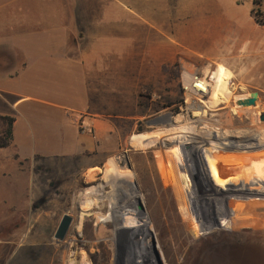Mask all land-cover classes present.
Instances as JSON below:
<instances>
[{
  "label": "rangeland",
  "instance_id": "obj_1",
  "mask_svg": "<svg viewBox=\"0 0 264 264\" xmlns=\"http://www.w3.org/2000/svg\"><path fill=\"white\" fill-rule=\"evenodd\" d=\"M252 8H258L252 0L217 2V22L231 26H168V36L177 29L183 36L167 38L158 26H120L121 17L131 21L132 16L119 5L120 31L139 32L145 41L176 51L161 63L146 57L137 64L138 80L148 91L138 100L136 118L115 120L117 150L95 175L88 174L87 181L76 175L78 181L72 182L71 173L79 170L61 169L57 176L66 180L58 184L54 172L42 164L36 169L37 196L31 206L0 205V264H39L41 259L65 264L72 252L87 255L82 264H264V67L255 68L264 66V25L254 21ZM205 13L211 15L212 9ZM196 28L200 33H194ZM215 44L219 53L209 54L206 49ZM217 66L230 72L227 84L234 96L216 110L205 107L207 96L194 104L184 96L185 109L182 67L205 75ZM253 92L258 96L257 118L232 111L236 96ZM202 108L207 114L194 116ZM179 116L188 130L174 122ZM151 140L156 144L150 145ZM38 145L47 148V143ZM239 148L245 150L240 153ZM7 150L0 153L4 156ZM131 199L137 210L138 200L142 205L138 216H130ZM124 209L127 218L119 215ZM81 212L89 216L77 233ZM65 214L72 221L58 240L54 233ZM100 214L106 220L97 227ZM99 227L103 234L95 239ZM130 234L138 238V257L130 253ZM67 243L74 244L70 253Z\"/></svg>",
  "mask_w": 264,
  "mask_h": 264
},
{
  "label": "crops",
  "instance_id": "obj_2",
  "mask_svg": "<svg viewBox=\"0 0 264 264\" xmlns=\"http://www.w3.org/2000/svg\"><path fill=\"white\" fill-rule=\"evenodd\" d=\"M221 1L233 0H0V116L14 118L12 145L0 153V205L31 206L42 164L60 184L61 169L87 181L113 158L115 120L136 118L148 91L137 64L176 51L120 31L119 5L132 16L120 26H158L172 38L183 35L168 36V26H231L217 22ZM78 118L92 132H81Z\"/></svg>",
  "mask_w": 264,
  "mask_h": 264
},
{
  "label": "bare ground",
  "instance_id": "obj_3",
  "mask_svg": "<svg viewBox=\"0 0 264 264\" xmlns=\"http://www.w3.org/2000/svg\"><path fill=\"white\" fill-rule=\"evenodd\" d=\"M187 6V5H186ZM205 23V22H204ZM206 37H208V36H206ZM208 39H209V37H208ZM197 40V44L199 45V46H202V42L200 41V39H196ZM204 41H205V39H203ZM206 42H207V40H206ZM212 42V41H211ZM214 43V42H213ZM221 44V43H220ZM219 45V44H218ZM217 44H215L214 46H211L210 48H207L206 50H208L209 51V54H217V53H219V46H218ZM222 45V44H221ZM224 47V46H223ZM221 48V47H220ZM236 50V49H235ZM224 51H226V50H224ZM246 51H247V49H246ZM232 52H234V51H232ZM244 53V52H243ZM233 54V53H232ZM241 56L242 57H244L242 54H241ZM241 58V57H240ZM245 58V57H244ZM192 67V66H191ZM258 68L257 70H259L261 67H264L263 65H260V64H256V66H255V68ZM184 69H186V70H188L186 67H183ZM193 69V68H192ZM264 69V68H263ZM191 70V69H190ZM205 76H207L208 78H209V81L208 82H206V84H207V88H203V93L202 94H200V95H198V94H194V93H192V92H186V93H184V96H186V98H188V100H190V99H192V97H193V95H196V97H197V99H199V102L200 103H202L203 101L201 100L204 96H207V98H206V100L204 101V105H205V107L206 108H209V109H211V110H216L217 108H218V106H220V105H223V104H225L227 101H229L234 95H233V90H232V88L227 84V82H228V80L231 78V74H230V72L228 71V70H226V69H224L223 67H216L214 70H209V71H207V73H205ZM184 78H187V76H185ZM236 96V95H235ZM195 97V98H196ZM247 97H250V94L248 93V94H246V95H244L243 97H241V98H238L237 96H236V100H239V99H243V98H247ZM235 101V100H234ZM258 102V101H257ZM234 104H235V107L233 106L232 107V111H234V112H236L239 116L240 115H242L243 113L244 114H247V115H254L256 118L259 116V112H258V109H259V104L258 103H255V105L253 106V107H247V106H240V105H237V103L236 102H234ZM200 108V107H199ZM200 110H202L200 113H194L195 115L194 116H205L204 114H207V112L206 111H203V108L202 109H200ZM240 111H242L243 113H241ZM203 112V113H202ZM229 118V117H228ZM228 118H225V119H227L226 121L228 122H230V120L228 119ZM221 119V118H220ZM222 120V119H221ZM184 121V118L183 117H181V116H179V117H176V119H175V123H176V125H177V123H180V124H178V126L179 127H182L183 129H185V127H184V123H181V122H183ZM217 122V121H216ZM231 123V122H230ZM185 130H188V129H185ZM149 143H150V145H153V144H156V142L155 141H153V140H151V141H149ZM240 149V153L241 152H243V150H245V149H243V148H239ZM238 149V150H239ZM245 152V151H244ZM243 155V154H242ZM245 155V154H244ZM243 155V156H244ZM134 182V181H133ZM125 197V196H124ZM130 207V208H129ZM131 207L133 208L132 210H133V212H132V214H130V216L131 215H136L137 214V216H138V214H139V212H138V210L136 209V206H135V204L133 203V199H131V202H130V204L128 205V208L129 209H131ZM126 210L124 209V211L122 210V211H120V217H121V212H122V215L124 216V217H126L127 218V216H128V212H125ZM124 212V213H123ZM264 212V211H263ZM98 213H96L95 214V216L97 215ZM89 216V214H87V213H82L81 212V214H79V221H78V223H77V225H76V230H77V233L78 232H80L81 231V229H82V227L84 226V221H85V218L86 217H88ZM263 216V218H264V215H262ZM104 220H106V218L104 217V215L103 214H100V216L98 217V219H97V223H96V226L98 227V223H101L102 221H104ZM142 219L140 218V221H139V223L140 224H142ZM260 222H262L263 223V225H264V219L263 220H261ZM103 223V222H102ZM261 223V224H262ZM118 226V225H117ZM127 229V228H126ZM98 230V232L96 231V233H95V239H100L101 238V236H102V234H103V232L101 231V229H100V227H99V229H97ZM98 233V234H97ZM82 235L84 236L85 234H83L82 233ZM98 235V236H97ZM82 236V237H83ZM84 238V237H83ZM85 239V238H84ZM134 239V240H133ZM142 235H140V240L142 241ZM63 240V239H62ZM129 240H130V244L132 243V246H133V248H131L132 249V251L130 252V253H132V255L135 257H138V255H137V253H136V250H137V243H138V238H137V236L136 237H133V236H131V234L129 235ZM136 240V242H133V241H135ZM38 241H40V240H38ZM72 241V240H71ZM94 241V240H93ZM92 243V242H91ZM127 243V242H126ZM68 244V249H69V252L68 253H70V250L73 248V245H70L69 243H67ZM77 244V243H76ZM135 244H136V246H135ZM92 245V244H91ZM94 245V244H93ZM98 245V244H97ZM95 246V245H94ZM93 246V247H94ZM102 246H104V245H102ZM106 246V245H105ZM90 247V246H89ZM96 248V247H95ZM41 249V248H40ZM63 249V248H62ZM98 249H99V245H98ZM101 249V248H100ZM100 249H99V251H100ZM54 250V249H53ZM50 251V250H49ZM55 251H57V250H55ZM63 251V250H62ZM96 251L98 252V250L96 249ZM79 252V251H78ZM82 252V251H81ZM101 253V252H100ZM57 255V254H56ZM79 255H80V258H79ZM53 259V258H52ZM49 259L47 258V261H48ZM87 260H88V257H87V255L85 254V253H75V252H72V253H70L69 255H67V261H66V263L65 264H82V263H84V262H87ZM135 260H137V259H135ZM45 262V263H48V262ZM52 261V260H51ZM51 261H49V264H50V262ZM139 261V260H138ZM134 263H135V261H134ZM39 264H44V260L43 259H41V262L39 263ZM106 264V263H105ZM135 264H137V263H135ZM139 264V263H138ZM141 264V263H140Z\"/></svg>",
  "mask_w": 264,
  "mask_h": 264
},
{
  "label": "built area",
  "instance_id": "obj_4",
  "mask_svg": "<svg viewBox=\"0 0 264 264\" xmlns=\"http://www.w3.org/2000/svg\"><path fill=\"white\" fill-rule=\"evenodd\" d=\"M185 76H187V78H184ZM208 81L209 78L203 75L202 73L196 70L194 71L186 70L182 67V71L180 73V83L184 98L185 109L187 106V104L185 103L187 99L184 97V93L192 92L194 94L200 95L203 93V88H207L206 82ZM195 97L196 95H193L192 99L190 100V102L193 104L197 102L196 101L197 97L196 98ZM75 124L78 126L81 132H87V133L92 132V128H90L89 126H84L81 123V118L76 119Z\"/></svg>",
  "mask_w": 264,
  "mask_h": 264
},
{
  "label": "trees",
  "instance_id": "obj_5",
  "mask_svg": "<svg viewBox=\"0 0 264 264\" xmlns=\"http://www.w3.org/2000/svg\"><path fill=\"white\" fill-rule=\"evenodd\" d=\"M261 1L252 0V6H257L256 11L252 8L251 16L259 25H264V12L260 10ZM0 122L3 124V129L0 131V149L8 148L12 145L13 135L12 128L14 118L9 116H0Z\"/></svg>",
  "mask_w": 264,
  "mask_h": 264
},
{
  "label": "water",
  "instance_id": "obj_6",
  "mask_svg": "<svg viewBox=\"0 0 264 264\" xmlns=\"http://www.w3.org/2000/svg\"><path fill=\"white\" fill-rule=\"evenodd\" d=\"M257 97H258L257 93L253 92V93H250V97L239 99V100H237L236 103H237V105H240V106H254L255 102L257 100ZM260 120L264 121V113L260 115ZM138 210L143 211L142 205H141L139 200H138ZM71 221H72L71 216H69L67 214L62 216V218L58 224V227L54 233L55 239H58V240L64 239L65 234L68 231L69 226L71 224Z\"/></svg>",
  "mask_w": 264,
  "mask_h": 264
}]
</instances>
